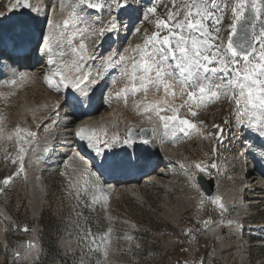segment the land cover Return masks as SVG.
Instances as JSON below:
<instances>
[{"label":"rangeland","instance_id":"1","mask_svg":"<svg viewBox=\"0 0 264 264\" xmlns=\"http://www.w3.org/2000/svg\"><path fill=\"white\" fill-rule=\"evenodd\" d=\"M14 1L0 0V10L9 9ZM42 1L48 9L59 8L60 0ZM22 2L24 3L20 1ZM95 2H102V0H95ZM150 2L149 7L155 6L157 9L155 15L147 14L148 18L143 19L137 26L140 31L131 34L132 37L124 43L121 49L120 55L125 56L126 66L139 61L140 56L136 46L144 47L142 45L145 36H150L156 31L157 18L167 20L168 12L174 9L175 11L183 9V15L180 17L185 16L189 10L196 12L198 9L191 8L192 4L184 0H150ZM173 2L176 8L172 7ZM216 3L222 5L224 0H216ZM38 11L36 7L35 12L38 13ZM69 13L66 8L64 14ZM215 15H220L218 9ZM102 21L107 22L106 13L103 14ZM230 22L231 20L228 24ZM39 34L40 32L37 36ZM104 38L105 36L103 40ZM85 43L87 46L83 51L87 56L102 44L101 40L94 36L88 44ZM63 51L69 53L66 49ZM65 52L62 53L65 54ZM78 53L80 52H76L77 56H80L81 53ZM87 56L85 62L90 60ZM66 57L64 61L68 60L70 55L66 54ZM67 63L76 69L77 64H70L66 61L65 64ZM218 76L219 74L217 78ZM119 77L121 78L118 80L117 87H120L118 90L114 89L113 93L119 94V106L124 109L120 117L122 116V120H125L126 116H133V111L124 107L130 102L131 106L134 98H139L138 96L143 95V92L137 93L133 99L132 97L124 99L125 92L120 89L126 81V76L119 74ZM16 82H19L13 84H17L16 91L11 86L13 90L8 88L7 92L4 91L5 96H0V264H191V262L194 264H201V262L202 264H238V261L236 262L238 254H243L246 259L245 264H264V248L259 247L258 249L257 245L262 241H257V236H252L254 238L248 241L246 245L248 248H246L245 241H234L230 237L227 233L228 228L222 229L220 236L223 237L222 241L217 237L219 235L212 238L206 235L209 224L205 228L203 221L225 222L230 219V215L226 213L222 216L218 206L214 205L211 199L203 191L201 192V189H194L188 182L181 179L177 181L175 192L183 195L190 206L186 208L188 210L186 213H182L176 207V199L171 196L169 203L174 212L177 210L175 212L177 214H174L177 220L171 222L169 220L173 216L167 214L161 189L155 190L154 187H146L143 184L139 185L140 190L137 195L124 192L126 187L119 188L118 194H113L114 188L101 184L98 178L90 174L92 172L82 163L81 159L73 158L54 172L44 165L45 169L49 170L44 173L47 192L36 213L29 196L28 163L31 159L28 153L32 143L45 138L41 120L50 108L38 114L30 110L26 113L22 107L28 101L29 103L34 102V107L39 106L38 108L42 110L45 107L42 108L39 104L42 103V106L50 100L48 98H51V95H48L40 82H33V80ZM21 87L23 88L20 89ZM196 91L199 94L198 88ZM174 93L175 95L171 93V98H167L165 92L162 91L153 93L156 97H164L167 103L165 108L168 110L165 113L162 111V116L178 115L180 118L187 119L198 127L201 134L200 137L196 134L186 141L181 139L182 141L175 143L173 145L175 150L177 149L175 159L187 163L199 176L203 175L213 180L217 178L220 181V190H222L226 185V179L217 170V165L224 151L228 152L229 148L225 149L226 143L231 142L236 136L233 132L238 115L236 105L231 98L226 99L224 96L218 100H210L208 92L207 97L205 96L207 99L203 101L204 104L199 100L189 101L187 90L181 96L179 86ZM44 100L46 102H42ZM57 101L60 102V98ZM195 103L200 104L201 107L199 108ZM189 109L197 112V115H191ZM241 113L244 116L252 114L257 117L259 113L264 112L257 110L245 113L243 102H241ZM162 123L164 124L165 121ZM255 123L260 124L261 121L258 119ZM168 124L173 133L180 132L181 126L178 122L168 121ZM217 125L219 129L215 127ZM29 132L36 133V135L29 136ZM129 132L130 129L119 132L120 151L126 150L123 140L127 138ZM103 137L105 140L111 139L108 134ZM238 137H240L239 134ZM167 144H169L168 141ZM21 148L23 152L20 151ZM197 163L204 164L203 167L207 171H198L194 167ZM213 163L216 164V168L211 167ZM6 178H12L7 185L3 184ZM132 187L135 188V186ZM217 196L221 197L220 194L215 193L214 197ZM255 208L256 214L250 217L247 223L250 226L252 224L262 225L263 232L264 201ZM89 230L96 238L95 245L98 246V251H89V247L92 246V236L85 239V234ZM190 230L191 235L184 234ZM101 237L104 239L101 240ZM221 248L223 253L218 255L217 251L222 250ZM105 252L106 255H104Z\"/></svg>","mask_w":264,"mask_h":264},{"label":"bare ground","instance_id":"2","mask_svg":"<svg viewBox=\"0 0 264 264\" xmlns=\"http://www.w3.org/2000/svg\"><path fill=\"white\" fill-rule=\"evenodd\" d=\"M20 1L27 2L31 6L29 10H23V12L25 14L30 13L29 15H32L36 18V21L34 22L35 27L32 30V41L28 47L39 42L40 45H42V50L40 49L38 60L34 59V61H32V59L27 57L24 60L16 61L9 55V53L12 52L10 44L4 47L7 51L3 48H0V54L3 55L1 56L3 59H0V96H5L4 91L7 92L8 88H11V86H13L12 88L16 91L17 84L13 85L12 80H15V83H19L16 81L23 82L25 80L40 82L48 95H51V98H48L50 100L47 102L46 100L42 101L46 102L42 106V103L39 104L40 107H45L42 110L38 108L39 106H36L37 108L34 107V102L29 103L27 100V102L25 101L26 103L22 107L23 111L25 112L30 110V112L38 114L48 107L50 108L48 113L41 120L45 138L32 143L28 153V156L31 159V161L28 163V182L30 186L29 196L31 198L33 204L32 207H34L35 212L38 213L44 194L47 192L46 184L44 182V173L49 172V170L54 172L58 170L63 164L68 163L70 159L79 158L81 159L82 163L87 166L90 172L95 173L94 176L102 182L101 184L104 186L110 185V187L114 188V191L112 192L113 194H118L119 188L126 187L123 190L124 192L137 195L140 190L139 185L143 184L146 187H154L155 190L161 189L165 200L164 206L167 210V214L173 216V218H171L169 221H176V215L174 214H177L175 213L177 210L174 212L171 204L169 203V198L173 196L176 199V207L182 213H186L188 211L186 208L190 206L188 204V200L185 199L183 195L175 192L176 186L178 184L177 181H180V179L184 180L185 182H188L194 189H200L199 183H197V179L200 176L193 174L194 171L187 163L175 159L177 156V149L175 150L173 145L179 141L188 140L192 135L198 134L197 137H200L201 134L198 127L196 126L195 129H186V131L189 133L188 135H185L184 132H178L175 134L171 131V127L165 129L164 124L159 118L163 115L162 111L157 114L156 108H153L152 110H146L150 104L157 105L161 109L164 107L165 109V105H167V103L165 102L164 97H156V95H153V93L155 94V92L157 93L158 91L165 92L163 86L157 88L154 84H149L147 86V92L141 89L137 93L143 92V95H139V98L135 99L134 97L137 96V93L132 94L130 89L133 83L139 87L140 81L137 79L135 82H133L130 75H125L126 81L123 86L121 85L122 87L120 90H122V88L124 90H129L127 94H123L124 99L128 97H132V99L134 98L131 106L130 101H132V99L128 101V103H130L124 107L127 109H132L133 116H126L125 120H122V116L120 117V115L123 114L124 109L119 106L120 97L117 98V92L115 94L113 93L114 89L118 90L120 87H117L119 84L118 80L121 78L119 77V74H121L120 69L106 70L104 68L105 61H102L99 58L95 60H86V62L84 61L85 63L79 65L80 72H77L76 69H73V67L68 63L65 64L66 61L70 62V64L78 63L79 55L77 56L73 49H78V46L81 42H87L88 44L92 39V36L98 39L103 13L95 12V14L87 20H84L83 16L81 19L79 18L80 20H78V18L74 17L73 13L79 11V0H60L58 9L54 7L48 9L42 0ZM184 1L188 2V4L189 2L191 4L194 3V0ZM236 2L237 0H227L226 2L228 6L224 11V17L222 20V36H225V29H227L229 25L228 22L232 20L230 18L232 17L231 8ZM147 4H149L148 0L147 2H144L145 13ZM36 7H38V13L35 12ZM66 8L70 12L68 15L64 14ZM180 10L177 9V11ZM182 10L180 11L181 16L183 15ZM85 12L93 13V10L86 9ZM18 15H20V11L12 13L9 12V9H6L5 11L0 10V20L3 21L5 27H7L10 22L6 17L15 18ZM66 20L69 21L68 27H65L64 24ZM38 32H40L39 36H37ZM133 33L134 31L125 33L122 30L120 32L119 40H117L115 36L109 39L108 35L106 34L104 38V40L106 39V43L103 40L102 44L100 46L98 45L99 47L97 49V57H99L101 53L107 52L109 48L118 51L120 54L122 47L119 46L117 49H115L113 45L109 47L108 41L114 40L121 43L124 40V37L128 38ZM192 35L196 36L195 33H192ZM75 43H77V45ZM49 48L51 51L48 50ZM64 49L68 50L69 53L63 51ZM62 52H65V54ZM66 54H69L70 58L68 57V60L64 61L65 58H67ZM52 61H55V64H53ZM121 63L126 65L125 60ZM135 63H131L129 66H126V71L128 73H131L132 67ZM57 68L60 69V71L69 81L81 79V72L89 77H97L99 74L101 78L98 79L96 84L87 85V87L91 89L92 93L94 94L93 102L90 107L85 106L81 109H74L70 101L75 89L71 87L65 89L61 85L59 90H57L55 85L52 87L48 85L45 80V76H52ZM21 76H23L24 79H20ZM54 79L59 80V77H54ZM211 79L213 82H215L218 78L217 76H213ZM22 82H20V84H22ZM169 83L173 84V87L169 89L167 94L165 93L167 98H171V93L177 91L178 88V86H175L173 81L169 80ZM85 84L86 81H82L80 86L83 87ZM18 86L20 85L18 84ZM12 88L11 90H13ZM22 88L23 87L20 89ZM205 96L207 97V92ZM58 98H60V102L57 101ZM51 103L53 104L50 105ZM202 103L204 104V102ZM196 106L199 108L201 107L200 104H197ZM255 118H257L256 120L259 119L261 122H264V113H259L257 117L252 114L244 116L245 123H255ZM82 126H86L90 130H95L97 134L102 137V139H104L103 136L105 132L112 138L113 136L119 137V132H124L127 129H130V131L135 130L143 133L145 131H149L150 136L147 140V143L141 142L139 140L137 145L126 146L125 149L129 153H133L135 149L137 154L140 155L142 159H147L148 163L152 162L156 167L158 165L157 159H160L162 162L156 169L154 167V171L152 170L153 172L151 174L143 177L140 182L134 179H125V176L129 173V171L122 173L104 172L102 175H106L108 180L103 182L101 180V173L97 171L95 167L96 163H98L95 153L86 146L85 142L80 141L74 135L75 131H77ZM233 132L236 134V136L231 142L226 143L225 149L229 148L228 152L224 151V155L222 156V159L219 160L217 165V170L226 179V185L224 188L222 187V190H220V181L217 178H214L213 180L214 194L217 193L221 195L222 202L228 209L227 213H229L230 219L225 222L213 221L209 223L206 235L211 238L219 235L217 237H219L222 241L223 237H220L222 229L228 228L227 233L230 235V237L234 241H245L244 245L246 248H248V246H246L248 241H252V239L256 236L258 238L257 241H262L259 243V245H257L258 249L259 247L264 248V231L262 232V225L258 226L252 224L250 226V224L247 223V220L256 214L254 210L256 209L255 207L260 203L262 204L264 201V139H261L259 136L247 131L243 137H241L237 121H235ZM238 134L240 137H238ZM167 141L169 144H167ZM120 149L121 148H119L117 144L115 148L112 149V151L124 152V150L120 151ZM45 160H47L48 164L50 165L49 170L45 169ZM226 166L228 167L226 173L224 174ZM140 171L141 169L138 168L133 172ZM118 176H123L124 180L122 178H118ZM117 179L122 180L118 181ZM205 179L208 180L207 178ZM132 186H135V188ZM229 221H238L243 229L242 233L237 231L234 223L229 224ZM171 224L173 225L174 223ZM253 235L255 236L252 238ZM222 251L223 249L218 250V255H221L223 253ZM241 252L237 251V253ZM245 260L246 259L243 254H238V260H236V262L238 261V264H245Z\"/></svg>","mask_w":264,"mask_h":264},{"label":"snow or ice","instance_id":"3","mask_svg":"<svg viewBox=\"0 0 264 264\" xmlns=\"http://www.w3.org/2000/svg\"><path fill=\"white\" fill-rule=\"evenodd\" d=\"M256 3L257 0H252V10L257 14V20H253L251 25L244 23L243 29L246 33L249 31V27L253 30L252 39L258 45V54L256 47L249 43L246 35L241 36L238 40L233 39L237 36V26L241 24L244 17L245 0H237L231 8L232 20L228 28L225 29V36L221 35V23L224 11L228 6L227 3L224 2L221 5L217 4L216 0H194L190 7H197L196 12L189 10L183 18H179L181 16L180 11L170 10L167 20L157 18L156 31L150 36H145L144 47L136 46L140 59L133 65L131 73H128L126 65L121 63L125 60V56L120 55L118 51L111 48L107 52L101 53L99 57H97V49H93L91 53H88V58L93 60L99 58L105 61L104 68L106 70L120 69L121 75H130L133 82L138 79L140 86L137 87L133 83L130 89L132 94L141 89L147 92L149 84H154L157 88L163 86L167 94L169 89L173 87V84L169 83V80H171L175 86L181 88V96L187 90L189 101L199 100L203 102L206 91L212 100H218L221 96L226 99L231 98L236 105L238 114L236 119L241 137L247 131L264 139V122L260 124L245 123L244 115L241 113V102H243L245 113L257 110L264 112V26L260 28L257 36L254 29L259 20L261 9L255 7ZM173 7H175L174 2ZM30 8L29 3H20V0H15V3L9 8V12L20 11V15L15 18L6 17L10 21L7 27L0 20V48L10 44L12 52L17 57H23L27 54L26 49L32 41V30L35 27L36 18L23 12V10H29ZM86 9L95 10L96 13H106L107 15V22L103 23L101 21L102 27L99 29L98 39L101 42H103V37L106 34L109 39L115 36L119 40L122 30L125 33L133 31L138 33L140 29L137 27V22H142L143 19L148 18L147 14L154 16L157 11L156 7L153 6L147 7L145 13L144 0H102V2L79 0V11L73 13L74 17L79 19L83 16L84 20L91 18L94 13H86ZM217 9L220 11V15H215ZM213 17H215L214 20ZM64 24L65 27H68L69 21L66 20ZM190 33L198 34L200 39L190 35ZM85 49L86 45L83 42L79 44L78 49H73L74 52L81 53L76 67L77 72H80L79 65L85 61V54L81 51ZM48 50L51 51L50 48ZM0 59H3V57H0ZM52 63L55 64V61H52ZM217 74H219L218 79L213 82L211 78L217 76ZM54 77H59V80L54 79ZM99 78H101L99 74L97 77H89L81 72V79L69 81L59 68L52 76H45V80L50 87L55 85L59 90L62 85L65 89L70 87L75 89L70 101L74 109L91 106L94 94L87 85L96 84ZM20 79H24V77L21 76ZM82 81H86L83 87L80 86ZM12 83L14 84L15 80H12ZM197 88L199 94H197ZM121 91L127 94L129 90ZM172 94L175 95L174 92ZM117 98H119V94H117ZM153 108H156L157 114L160 111L168 110L151 104L148 105L146 110H152ZM172 111H175V109H172ZM189 111L191 115H197V112L191 111V109ZM159 118L161 121H165V129L169 127L168 121L178 122L181 126L179 131L184 132L185 135L189 134L186 129L196 128L195 124L187 119L180 118L178 115L160 116ZM215 127L219 129L218 125ZM28 135L35 136L36 133L29 132ZM74 135L80 141L85 142L86 146L95 153L98 161L95 167L101 175L104 172L122 173L138 168L143 169L148 164V160L142 159L135 149L133 153L126 150L124 152L112 151L120 142L118 136L105 140L95 130H90L86 126L80 127ZM104 135L106 136L107 133L105 132ZM220 138L222 139V136ZM135 142L136 137L131 132L123 140L125 146H132ZM144 143H147V140ZM20 151L23 152V149L21 148ZM194 167L200 172L207 171L199 163L195 164ZM211 167L216 168V164L213 163ZM90 174L95 175V173ZM11 179L6 178L3 180V184H9ZM93 199L95 200V197ZM211 201L218 206L222 216L227 213L228 209L222 202L221 197H212ZM233 223L237 231L242 233L243 229L239 222L229 221V224ZM208 224V220L203 221V227L207 228ZM24 231H27V229H24ZM184 234L191 235L192 231L190 230ZM89 236H92L90 230L85 234V239ZM95 239V236H92V246L89 247V251H98ZM103 239L104 237H101V240ZM104 255H106V252Z\"/></svg>","mask_w":264,"mask_h":264},{"label":"water","instance_id":"4","mask_svg":"<svg viewBox=\"0 0 264 264\" xmlns=\"http://www.w3.org/2000/svg\"><path fill=\"white\" fill-rule=\"evenodd\" d=\"M251 1L252 0H245V11H244V17L243 20L241 22V24H238L237 26V36L233 37L234 40H238L241 36H247L249 43L253 44L252 42V32H251V27H249V31L246 33L243 29V24L244 23H248L249 25H251V22L253 20H256V14L255 12H253L252 7H251ZM260 1V5H261V13H260V18L256 23L255 26V34L258 36L259 32H260V28L262 26H264V22H263V18H264V0H259ZM131 134L136 137V142L133 145H137L138 141L140 140L141 142H144L145 140L149 139V131H145L140 132V131H135V130H131L130 131ZM198 183L200 186V189L205 193V195L211 199L212 197H214V183L212 179H208L206 180L204 177L200 176L198 177Z\"/></svg>","mask_w":264,"mask_h":264},{"label":"built area","instance_id":"5","mask_svg":"<svg viewBox=\"0 0 264 264\" xmlns=\"http://www.w3.org/2000/svg\"><path fill=\"white\" fill-rule=\"evenodd\" d=\"M224 2H227V0H224ZM255 7L256 8H258V5H255ZM198 10V9H197ZM185 14V13H184ZM194 18V17H193ZM215 19V17H213V20ZM196 34V33H195ZM190 35H191V33H190ZM196 36H197V38L198 39H200V37L198 36V34H196ZM254 46L256 47V50H257V52H258V50H259V48H258V45L256 44V42H255V44H254ZM236 121H237V119H236ZM202 165V167H203V165L204 164H201ZM193 174H196V175H198L197 173H193ZM201 176H203V175H201ZM203 177H205V176H203ZM205 178H207L208 179V177H205ZM191 264H194L193 262H191Z\"/></svg>","mask_w":264,"mask_h":264}]
</instances>
